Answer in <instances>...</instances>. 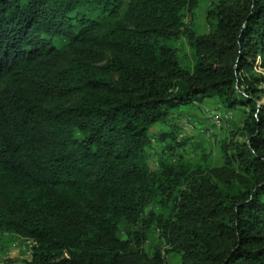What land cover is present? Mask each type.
<instances>
[{
    "label": "trees",
    "instance_id": "trees-1",
    "mask_svg": "<svg viewBox=\"0 0 264 264\" xmlns=\"http://www.w3.org/2000/svg\"><path fill=\"white\" fill-rule=\"evenodd\" d=\"M196 7L0 0V239L29 264H264V0H218L200 34ZM213 98L244 113L220 166L171 124Z\"/></svg>",
    "mask_w": 264,
    "mask_h": 264
},
{
    "label": "rangeland",
    "instance_id": "rangeland-1",
    "mask_svg": "<svg viewBox=\"0 0 264 264\" xmlns=\"http://www.w3.org/2000/svg\"><path fill=\"white\" fill-rule=\"evenodd\" d=\"M218 0H197V7L192 19L187 17L186 24L197 33H205L208 30L206 23V13L211 9ZM175 44L180 46L179 60L184 67H189L192 64L190 55L192 51L186 46L183 39L174 41ZM188 55V57L186 56ZM191 60V62H190ZM264 103V95L260 101ZM209 110H218L223 114L225 110L220 108L217 99H208L202 104H193L190 106L181 107L175 112L174 122L171 124H180V134H184L183 137L179 136V139L187 138L188 146L185 148L184 155L193 162H201L203 154L208 158V162L213 166H220L224 162V141L227 137L232 138L233 133L239 130L242 125L244 117L243 109H235L227 112L229 119H225V124L222 127H214L211 125L210 120L206 118V112ZM197 122V127L188 131L184 130L187 122ZM170 123L161 126H154L150 135L157 137L159 131L162 129L167 130ZM196 126V125H195ZM161 128V129H160ZM186 128V127H185ZM189 129V127L187 126ZM240 140V139H238ZM162 150V145L158 142H153L148 165L151 170L158 168L157 153ZM164 264H175V259L166 253H162ZM31 260V252L24 244L12 239L5 235L0 239V264H29Z\"/></svg>",
    "mask_w": 264,
    "mask_h": 264
},
{
    "label": "built area",
    "instance_id": "built-area-1",
    "mask_svg": "<svg viewBox=\"0 0 264 264\" xmlns=\"http://www.w3.org/2000/svg\"><path fill=\"white\" fill-rule=\"evenodd\" d=\"M254 70L260 74L264 76V68L261 67V57L258 56L256 61H255V65H254ZM210 120V123L212 126L214 127H220L224 122L225 119H229V114H223L221 111L215 110V111H208L207 112V117ZM196 125V126H195ZM187 126L189 127V129L187 128ZM186 127V128H185ZM184 130L187 129L188 131H190L191 129H194L197 127V122H192L191 120H189L187 122V124L185 125ZM184 134H180V137H183Z\"/></svg>",
    "mask_w": 264,
    "mask_h": 264
}]
</instances>
